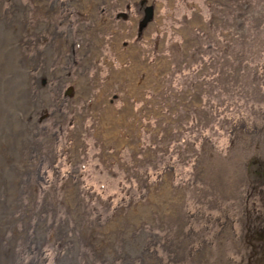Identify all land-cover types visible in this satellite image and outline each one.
<instances>
[{"label":"rangeland","instance_id":"1","mask_svg":"<svg viewBox=\"0 0 264 264\" xmlns=\"http://www.w3.org/2000/svg\"><path fill=\"white\" fill-rule=\"evenodd\" d=\"M0 264H264V0H0Z\"/></svg>","mask_w":264,"mask_h":264},{"label":"water","instance_id":"2","mask_svg":"<svg viewBox=\"0 0 264 264\" xmlns=\"http://www.w3.org/2000/svg\"><path fill=\"white\" fill-rule=\"evenodd\" d=\"M155 14V8L154 6H148L146 8V16L143 20L142 26L149 24V22L154 18Z\"/></svg>","mask_w":264,"mask_h":264},{"label":"crops","instance_id":"3","mask_svg":"<svg viewBox=\"0 0 264 264\" xmlns=\"http://www.w3.org/2000/svg\"><path fill=\"white\" fill-rule=\"evenodd\" d=\"M169 3H172L171 1L169 2ZM117 20H118V18H116ZM135 21V20H134ZM117 22H120L119 20L117 21ZM115 23H116V21H112V25H115ZM126 43V42H125ZM124 43V44H125ZM117 48H118V46H117ZM118 50V49H117ZM126 49L124 48V46H121L120 47V52L121 53H123V55H126ZM100 104H101V102L99 101V98L97 99V101H95V104L93 105L94 107H95V109H96V111H100ZM123 107V106H122ZM118 112V114H120L121 113V111L120 110H118L117 111ZM122 130H123V128L122 129H120V132H122ZM125 132V131H124Z\"/></svg>","mask_w":264,"mask_h":264},{"label":"flooded vegetation","instance_id":"4","mask_svg":"<svg viewBox=\"0 0 264 264\" xmlns=\"http://www.w3.org/2000/svg\"><path fill=\"white\" fill-rule=\"evenodd\" d=\"M145 16H146V13H145V15L143 16L144 18H145ZM144 18H143V20H144ZM143 20H142V23H143ZM147 25H144V26H142V28H145ZM81 43H83V40H82V42ZM84 43H85V41H84Z\"/></svg>","mask_w":264,"mask_h":264}]
</instances>
